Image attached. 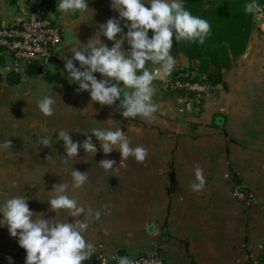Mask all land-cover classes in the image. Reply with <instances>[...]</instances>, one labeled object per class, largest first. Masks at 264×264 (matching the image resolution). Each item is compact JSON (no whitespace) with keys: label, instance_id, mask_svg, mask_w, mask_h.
<instances>
[{"label":"crops","instance_id":"0c3cea01","mask_svg":"<svg viewBox=\"0 0 264 264\" xmlns=\"http://www.w3.org/2000/svg\"><path fill=\"white\" fill-rule=\"evenodd\" d=\"M54 1L44 6L61 24L62 36L47 74L24 75L13 83L0 69V145L12 142L0 147V202L24 194L34 217H54L48 191L61 181L70 184L73 167L87 172L88 181L71 195L101 212L89 218L85 239L95 247L102 244L108 256H117V250L124 256L155 252L165 264H244L247 257L264 258V16L254 18L244 53L223 71L211 96L199 101L167 87L165 78L155 80L153 99L161 108L145 120L124 118L119 101L111 106L93 102L64 70L61 53L72 55L69 42L86 43L100 23L118 17L111 0H87L89 9L74 16L57 12ZM40 2L34 5L43 6ZM28 3L0 0V23L14 22ZM175 58V69H189L183 54ZM47 89L56 101L52 116L37 107ZM92 128L122 129L133 146L148 149L146 159H122L116 149L105 154L94 136L99 149L94 155L81 148L78 157L65 159L63 141L56 140L59 130L83 141ZM44 135L51 137V145L37 144V136ZM102 159L115 165L105 169ZM197 167L205 179L201 191L191 188ZM237 184H246L258 203L235 200L231 189ZM95 247L90 255L95 256ZM8 257L12 264H25L26 250L7 226H0V264H9Z\"/></svg>","mask_w":264,"mask_h":264},{"label":"clouds","instance_id":"9594fccd","mask_svg":"<svg viewBox=\"0 0 264 264\" xmlns=\"http://www.w3.org/2000/svg\"><path fill=\"white\" fill-rule=\"evenodd\" d=\"M111 7L118 17L100 23L86 43L78 39L69 42L66 46L72 53L70 57L61 53L67 79L78 85L77 91H88L91 100L102 106L119 101L117 107L124 118L151 120L161 108L153 99V82L170 76L177 65L171 54L174 41L203 44L211 34V25L208 20L193 15L185 7V0H111ZM88 9L87 0H57V12L65 16ZM243 11L252 17L264 16V5L260 0H246ZM260 28L264 30V24ZM101 36L112 41L111 46ZM77 61L78 66L74 63ZM55 103L50 89L37 99V107L44 116L54 114ZM90 132L92 135H86L83 141H74L70 131L59 130L56 140L63 141L65 159L78 157L81 148L94 155L99 149L93 136L105 154L116 149L122 159L132 156L143 162L147 157L148 149L133 146L120 128H92ZM36 142L44 146L53 143L49 135L37 136ZM11 143L5 141L0 147H10ZM99 164L111 169L115 161L102 159ZM70 176V184L66 181L53 184L46 199L50 210L55 212L54 217L63 216L62 219L45 218L43 213L34 217L24 194L0 202V226H7L9 234L17 237L18 244L26 250L25 264H81L93 253L95 245L85 239L84 233L89 218H99L101 212L93 211L71 195L72 190L82 188L88 181L87 172L72 167ZM195 181L192 190H203L205 179L199 167L195 169ZM12 259L8 257L9 264ZM118 264H134V261L123 256Z\"/></svg>","mask_w":264,"mask_h":264},{"label":"built area","instance_id":"2783aa9c","mask_svg":"<svg viewBox=\"0 0 264 264\" xmlns=\"http://www.w3.org/2000/svg\"><path fill=\"white\" fill-rule=\"evenodd\" d=\"M61 33V24L49 15L45 6L28 3L22 10V17L12 23H0V69L5 73L14 72L21 77L27 75V66L34 64L37 74L45 76L50 64L58 57ZM177 70V74L165 77L167 87L184 92L199 101L211 96L215 90L214 85L200 80L202 77L195 79V74L188 67ZM231 196L246 206L258 203L257 196L246 184L233 185ZM102 249V244L96 245L94 264H107L109 261L118 264L119 257L108 256ZM127 257L134 264H165L155 252ZM244 264H259V261L247 257Z\"/></svg>","mask_w":264,"mask_h":264},{"label":"trees","instance_id":"16d2710c","mask_svg":"<svg viewBox=\"0 0 264 264\" xmlns=\"http://www.w3.org/2000/svg\"><path fill=\"white\" fill-rule=\"evenodd\" d=\"M54 2L41 0L40 5L50 7ZM245 2L246 0H185V7L193 15L208 20L211 25V34L203 44L174 41L171 50L174 57L183 54L190 62H197V68L189 64V70L195 72V79L202 77L200 80L214 86L222 83L223 71L230 68L235 58L244 53L254 29L255 18L244 13ZM260 3L264 5V0H260ZM177 73L178 70L175 69L171 75ZM259 264H264V258Z\"/></svg>","mask_w":264,"mask_h":264},{"label":"water","instance_id":"95a60500","mask_svg":"<svg viewBox=\"0 0 264 264\" xmlns=\"http://www.w3.org/2000/svg\"><path fill=\"white\" fill-rule=\"evenodd\" d=\"M32 4H37L38 3V0H30ZM75 13H70L69 16H74ZM19 17H22V13H19L18 14ZM264 24V23H263ZM262 30V29H261ZM264 32V30H262ZM78 65V64H77ZM191 65L193 68H197V62L196 61H191ZM26 73L27 75H30V76H35L37 75V68L34 64H30L27 66L26 68ZM8 79L10 82H13V83H16L19 81L20 77L18 74L14 73V72H11L8 74ZM123 253V250H117V257H123L124 254ZM95 260V256L93 255H90V257L87 259V261L89 263H93ZM107 264H114V262L112 261H109Z\"/></svg>","mask_w":264,"mask_h":264}]
</instances>
